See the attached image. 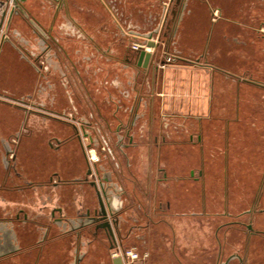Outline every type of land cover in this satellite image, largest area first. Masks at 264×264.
<instances>
[{
	"label": "crops",
	"instance_id": "obj_1",
	"mask_svg": "<svg viewBox=\"0 0 264 264\" xmlns=\"http://www.w3.org/2000/svg\"><path fill=\"white\" fill-rule=\"evenodd\" d=\"M260 1L264 2L187 0L163 42L153 49L143 47L153 53L148 68L139 65L132 47L144 41L138 33L156 29L153 24L159 18L156 8L161 0H120L122 11L102 24L93 22L96 7L90 0H25L22 7L28 17L15 14L11 20L12 3L0 6V23L7 13L0 28V264H69L73 259L66 237L58 235L45 216L62 200L77 205L75 197L81 191L70 181L84 175L86 164L72 123L80 127L78 121L87 118L84 115L91 107L97 110L99 121L128 124L137 142L129 152L130 170L124 171L127 187L122 186L130 191L131 200L123 203L120 228L123 246L126 240L136 245L133 249L140 257L133 263L121 257L124 264H241L240 258L242 264H264V235H255L252 242L257 245L252 252L248 245L240 253V242L235 239L249 236L240 220L244 213L235 216L229 208L222 214L216 212L212 207L216 199L207 187L220 156L218 127L224 128L220 132L228 138L224 145L226 162H230L231 150L235 152L231 124L244 121L242 100L253 90L264 92V3ZM140 17L144 26L137 25ZM43 34L57 49L51 51L53 57L62 61V52L79 72V66L91 61L87 45L98 41L95 45L101 47L105 66L114 62L113 70L107 69L114 74L105 82L109 84L104 87L105 101L90 80L82 92L86 104L75 101L66 79L59 81L65 78L61 67L43 61ZM153 41H158L157 35ZM168 56L173 61L162 68ZM130 90L136 93L127 98L124 94ZM235 93L238 118L219 117L216 112L228 110L229 95ZM41 111L53 115L54 121H43ZM176 119L194 122L200 133L190 135L189 141L181 140L180 132L174 134L171 129L179 131L173 124ZM162 136L166 144L159 145L155 153L148 151L149 165H140L139 143ZM191 136H201L200 144L194 150H179L193 145ZM61 140L64 144L57 150ZM8 145L20 161V175H10L5 166ZM194 159L199 165L192 166ZM162 168L165 179L159 177ZM192 170L202 174L200 182L193 181ZM60 178L70 184L53 188L51 182ZM66 213L72 217L70 209ZM247 213L255 214L253 210ZM261 213L253 226L264 232ZM23 214L30 219L22 222ZM38 234L41 239L33 241ZM12 235L21 250L5 256ZM116 258L102 249L101 264H114Z\"/></svg>",
	"mask_w": 264,
	"mask_h": 264
},
{
	"label": "rangeland",
	"instance_id": "obj_2",
	"mask_svg": "<svg viewBox=\"0 0 264 264\" xmlns=\"http://www.w3.org/2000/svg\"><path fill=\"white\" fill-rule=\"evenodd\" d=\"M90 1H91V4L96 7V10H95L96 14L92 13L91 15L93 22H95V24L100 23V22L101 24L103 22H108L107 18L111 14H113L114 12L119 13L122 11L120 0H90ZM260 3L262 4L264 2L260 1ZM174 6H175V0H161V2L157 3L156 9L158 10H156V12L159 13V14L157 13L159 15V18L156 19L157 21L155 20V23L153 24V28H158L157 26L161 25L166 8L170 7V9H173ZM98 14H100L101 16H99ZM128 15H131V14H128ZM134 16L137 17L136 15ZM170 16H171V10H170L169 17ZM104 18H106V21L104 20ZM143 23H146V22L143 21L142 17H140V20L139 22H137V25L144 26L145 24ZM151 31H154V29H150V32ZM97 43L98 41L87 45L89 48V54L91 55V61L88 65L84 64V67L82 68L81 66H79L80 74L75 72L76 70L73 68L72 63H69L68 60L66 61L64 59V57L62 56V52H60L59 54L63 58L62 61L59 62L61 65L60 67L65 73V78H61L59 79V81L62 83V81L66 79L65 84H66L67 90H69L71 94L73 95V97H75L74 98L75 101H79V102L84 101L85 102L84 104H86V100L83 98L84 96L82 95L83 94L82 92L84 91L85 93L84 87L87 86L86 82H89L90 80L91 85L94 84L97 89L101 90L102 91V101H105L104 98L105 96H107V91L105 90L104 87H109V84L105 82H109L111 81V79H113L111 77L114 74V71H109L108 73V70H113L114 62H112L111 66L109 67L105 66L107 63L105 61L104 62L102 61V54L100 55V53H102V50L101 49L99 50V48L101 47L99 46L97 47L95 45ZM129 44L130 46H132L131 43ZM49 45L51 44L49 43ZM149 48L153 49L152 47H149ZM56 50H57L56 47H54L53 45V48L51 49V51H56ZM104 68L105 70H102ZM106 74L107 75L111 74V75L105 78L104 76H107ZM111 91H113V89ZM263 93L264 92H261V91L256 92L253 90L249 95H245V97L242 100L243 102L240 106L242 108L240 111V115L242 119L244 118L243 119L244 121L240 123L236 122V123L231 124L232 126L231 129L233 131L232 133L233 140H231L232 139L231 138L230 142H233V145L235 146V152L231 150L232 152L231 154L233 155L234 158L232 157V160L230 162H226L227 161L226 145H224V143L227 141L228 138H225L223 133L220 132V130L223 131L224 128L222 126L218 127L219 132L215 134L218 136V139L220 140V142L222 141V143H219V146L221 147V149H219L220 156H218L215 159V162H214L215 169L214 171H212L211 176H209L207 179V184H208L207 187L209 189V193L211 194L210 197L213 196L216 199L215 200L216 203L214 204V206H212L213 209L216 212L222 214L226 212L229 208L230 211L235 216L244 213L242 217L240 218V220L243 221V223L245 224L247 223L253 224L254 222H256V220L259 218L258 216L259 213H261L260 211L264 210V137L261 134L262 132H264V94ZM229 98H230L229 109L228 110L219 109L217 112L216 111L215 112L217 113L219 117L232 115L234 119L236 117L238 118L239 112L237 108L235 107L236 102H237L236 93L229 95ZM111 104L113 107L115 106L114 103H111ZM231 104L233 105L232 106L233 108L235 107V109L230 108ZM86 108L87 107H85V110ZM91 108L92 110L90 108H87L88 110H86V114L84 112L85 114L84 116L87 117L85 119L93 123L92 134H93L94 139L97 140V144L94 147H91L88 153V156L90 157L92 156L94 159V160H90L91 167H93L96 164L97 166H101L99 164H102V161L100 163L98 159H101V160L103 159L105 160V162L109 163L108 167H110L111 169L118 168L117 167L118 165L116 164V161L110 152L111 149H108L107 144L105 142H102L103 135L105 134L103 133L101 134L99 127L97 125V123H99V119L97 118L98 117L97 110H95V108L93 107ZM70 109L73 110V107L71 106ZM78 116H79L78 118L82 117L80 115ZM109 123L112 126L105 127L104 125L103 129L106 131L105 133L108 136V139L110 140V142L111 143L113 142L112 144H114V136H113L114 131L113 130L115 129L117 123H115L114 121H110ZM173 124L178 126L179 131H176V128L172 127L171 128L172 132L174 134H178V132H180L178 136L181 137V140H188L190 135H197L198 132L200 133L199 127L195 126L194 122H192L191 123L192 125H191L189 120L183 121L182 119L180 120L176 119L173 121ZM203 132L204 134L206 133L205 128H203ZM195 140H196V137H195ZM86 142L87 141H85V143ZM104 145L106 148V151H105L106 155L102 157L101 152H104L102 151V147ZM159 145H161V142L157 144L156 141L149 142V143L145 141V142L139 143V147L137 150L139 151L138 155H140L141 157L139 159L140 165L142 164H143L142 166L149 165L150 161L147 158V155H148L147 153L148 151L150 152L153 151V153H155ZM110 147L111 146L109 145V148ZM208 147L209 148L211 147V142L208 143ZM182 149L194 150V146L185 145V147H179V150L183 151ZM195 163L199 165V161L197 159L193 160L192 166ZM154 165L157 167L158 163L155 161ZM160 166H162V160L160 162ZM115 173L117 172L115 171ZM109 175L112 176L111 172L109 173ZM162 176L163 174H161V176L159 177H162ZM114 180L115 181L113 182L115 184L116 183L120 184L119 187H123V188L124 186L127 187V184H126L127 180H126L125 174L124 176L121 174L117 175ZM226 197L228 198L229 206L225 205ZM257 197L260 198L258 201H257ZM130 200H131L130 191H128V194H126L124 198L117 199L115 205L116 207H119L120 209L122 208L123 203L127 205L129 204ZM90 204L93 206L97 205V200L95 197L93 198ZM129 206L130 205H128V208ZM247 210H256V212L254 211L255 214H249L247 213ZM127 212H130V211H127ZM260 215H264V213H261ZM244 230L247 231L245 227H244ZM244 238L245 236L241 237V239L240 238L235 239L236 242H240L239 244L240 246L236 244V246H239L238 250L240 253L247 251L246 250L247 246L246 244L243 243L245 240ZM40 239L41 237L38 234L36 238H33V241L34 240L39 241ZM89 239L90 240L92 239L91 236H87L86 238H82V239H76L74 237L67 239V243L65 245H68V247L71 248L72 257H73V259L69 261L70 262L69 264H74L77 262V259H78L77 251H80V249L87 247L89 244L88 242ZM250 244L251 246L249 250L252 252L253 248L257 244L255 242L254 243L252 242ZM109 246H110V242L106 236H102L100 239H97L94 242L92 241L90 248L89 247L86 248L87 249L86 257H88L87 259L88 261L85 262V264L86 263L87 264H101L102 249H105L106 252L108 253V256L111 257L114 254L115 250L114 251L111 250ZM135 246L136 245L127 243V240L125 241V244H124L125 249L134 248ZM261 248L264 251V244H261Z\"/></svg>",
	"mask_w": 264,
	"mask_h": 264
},
{
	"label": "flooded vegetation",
	"instance_id": "obj_3",
	"mask_svg": "<svg viewBox=\"0 0 264 264\" xmlns=\"http://www.w3.org/2000/svg\"><path fill=\"white\" fill-rule=\"evenodd\" d=\"M23 4V3H22ZM170 7L166 8L165 14L162 19L161 26L164 25V22L167 24L170 22L171 27L173 26L174 22L176 21L175 19H172V16L169 17L170 15ZM167 17V20L165 19ZM166 20V21H165ZM173 23V24H172ZM166 25V24H165ZM135 36V35H134ZM45 41V43H44ZM43 41V46H42V51H43V61L47 63V65H50V62L54 63L55 67H60L59 62L57 59L53 57L51 54V45L49 46L47 42L49 43V40H44ZM163 42V38L161 40ZM160 42V43H161ZM53 48V47H52ZM133 50H135L132 47ZM166 61V59H165ZM163 61L162 64L165 62ZM161 64V65H162ZM41 69V67H39ZM76 70V69H75ZM78 74H80L79 71H75ZM133 93H136L134 91ZM131 90L129 92H126L124 95L127 96V98H130L133 94ZM134 95V94H133ZM119 106V104H115V106ZM41 117H43V121H54V118L52 117L53 115L48 114L47 112L41 111L40 112ZM52 117V118H51ZM59 119V117L57 118ZM56 120V119H55ZM61 120V118H60ZM58 121V120H57ZM62 121V120H61ZM104 121V120H102ZM99 121L97 123L99 130L101 134L103 135L102 142H105L108 146V149H111V154L114 157L116 164L118 165V168L111 169L108 167L109 163L105 162V160L98 159V161H102V164H99L101 166L94 165L91 167L90 160H94L93 157L88 156L89 150L91 147H94L97 144V140L94 139L93 134H92V129H93V123L91 121H87L86 119H80L78 122L79 126L78 127L76 124L72 123V126L75 131V138H77L81 144V148L83 151V156L85 158V164H86V170L84 172V175L82 177H78L72 181H70L71 184H75L76 187L81 191L78 193L77 197V205L74 206H69L62 200V202H59V205L53 206L52 210L50 213L47 215L48 218L46 217L45 219H48L50 224L54 225L56 227V231L58 232V235L61 237H66V239L69 238H76V239H82L86 238L87 236H91V240L89 239V244L87 247H84L83 249H80V251H77V262L74 264H81L82 260L86 257L87 255V249L90 248V245L92 244V241L94 242L97 239H100L102 236H107L106 231L102 229L99 225L102 223V220L96 221V222H88L90 221L91 218L96 217V218H102L99 202H98V197L96 193V188H95V183L97 184L101 194H102V199L107 207V201H111L112 207H114L117 212L114 214V216H108L109 220H113L114 217L119 218V221L121 222V214L124 211V206L119 209V207H116L115 203L117 199L119 198H124L128 192L123 188L119 187L120 184L114 183V179L116 178L117 175H123L124 176V171L127 169L128 171L130 170L131 163L129 159V152L131 149L135 148L137 146V142L134 139V136L132 134V130L130 129V126L126 124L124 121H120L114 131V144L110 142L108 139V136L106 135V131L103 129V126H112L110 123L107 121ZM192 141V146L197 147L200 144L201 136L200 137H195L191 136ZM85 141H87L85 143ZM157 144L161 142L162 145L166 144V137L162 136L161 140L157 137L156 140ZM63 141H59L57 145V150L61 149L63 146ZM102 144V143H101ZM109 145L111 146L109 148ZM101 156H105L106 153V148L105 145L102 147ZM5 166L10 173V175H20L18 169L20 168V161L17 158V155L15 153L14 148H12L10 145L7 146V155L5 157ZM105 162V163H103ZM115 171L117 173H115ZM195 170H192L190 176L192 177L194 182H200L202 178V174H195ZM111 172L112 176L109 175ZM160 172L163 174L161 177L162 179L167 178V174L165 172V169H160ZM114 175V177H113ZM126 177V176H125ZM127 178V177H126ZM127 180V179H126ZM117 182V181H116ZM69 181H65L63 179H58L57 181H52L51 184L53 185L52 187L57 189V188H62L66 184H70ZM115 184V185H114ZM124 194V195H123ZM96 198L97 200V205L93 206L91 205V201L93 198ZM67 209H70L71 211V218L68 216ZM256 212V210H253ZM263 211V210H261ZM21 213H18L16 218H20ZM30 217H28L27 214H23V218L21 219L22 222L29 220ZM47 223V222H46ZM242 225L247 229L248 237L245 238V243L246 246L249 245V248L251 246L250 243H252L253 238L255 235H264V232L258 231L254 228L252 223H242ZM251 225L252 229H249L248 226ZM121 231V228H120ZM87 235V236H86ZM116 242L109 240L110 242V249L111 250H124V246L122 244V236L118 235L116 233ZM119 239V240H118ZM45 240V239H44ZM16 241V237L12 235V239L10 241L9 250L6 252L5 256H12L15 254L17 251L21 250V248L18 246ZM15 242V243H13ZM117 246V247H116ZM241 264L243 263V258H240ZM139 261V259L137 260ZM135 261V262H137Z\"/></svg>",
	"mask_w": 264,
	"mask_h": 264
},
{
	"label": "water",
	"instance_id": "obj_4",
	"mask_svg": "<svg viewBox=\"0 0 264 264\" xmlns=\"http://www.w3.org/2000/svg\"><path fill=\"white\" fill-rule=\"evenodd\" d=\"M24 1L25 0H2L0 3V6L8 7L10 2L12 3L10 15H9L10 20L13 17V15H15V14H21L27 18L28 14L25 11V9L22 7V3ZM186 2H187V0H175V6L171 10V16H172L173 20L176 18V15L178 14L179 10H181L183 8V6L186 4ZM6 14H7L6 11L2 14L3 18H2V21L0 23V28L3 26ZM165 19L167 20V17H165ZM10 20H9V23H10ZM29 22L33 26L36 25L33 19H29ZM36 27L39 28V30H41V28L39 26H36ZM170 30H171L170 22L168 24L166 22H164L163 26L160 25L154 31H151L147 34L138 33L137 35L142 36L144 38V41L142 43L143 45H148L149 47L155 48L160 44L163 37L168 36ZM43 33H44V31H43ZM155 34L158 35V41L157 42L153 41V37ZM43 35L44 36H42V37L44 40L49 39L47 34H43ZM7 39H8V37H7ZM135 51L139 57V65L142 66L143 68H148V66L151 62L153 53L150 51H147L146 49H143L142 47H140L139 49H135ZM95 188H96V193H97V197H98V202H99V206H100V210H101L100 212L102 214V218L93 217L88 222H96V221L102 220V223L99 226L106 231V234H107L109 240L116 242V235L115 234L117 233L118 235L122 236V233L120 231V225H121L120 223L121 222L119 221V218H117V217H114L113 220H109L108 216L109 215L114 216V214L117 212V210L114 207H112L111 201H107V207H106V205L102 199V194H101L96 183H95ZM248 228L252 229V226L249 225ZM114 264H124V263H123L122 258L118 257V258L114 259Z\"/></svg>",
	"mask_w": 264,
	"mask_h": 264
},
{
	"label": "built area",
	"instance_id": "obj_5",
	"mask_svg": "<svg viewBox=\"0 0 264 264\" xmlns=\"http://www.w3.org/2000/svg\"><path fill=\"white\" fill-rule=\"evenodd\" d=\"M140 47H145L146 48V45H143V44H139V43H136L133 45V48L134 49H139ZM147 50H149L148 48H146ZM173 61V58L168 56L166 58V61L161 65L162 68H165V66L169 63H171ZM114 256L116 257H122L124 260H126L127 263H130V262H135L139 259L140 255L139 253L133 249V248H129V249H124V250H116L115 253H114Z\"/></svg>",
	"mask_w": 264,
	"mask_h": 264
},
{
	"label": "bare ground",
	"instance_id": "obj_6",
	"mask_svg": "<svg viewBox=\"0 0 264 264\" xmlns=\"http://www.w3.org/2000/svg\"><path fill=\"white\" fill-rule=\"evenodd\" d=\"M124 195V194H123ZM116 215V214H115ZM116 235V234H115ZM117 238V237H116ZM119 240V239H118ZM117 247V246H116Z\"/></svg>",
	"mask_w": 264,
	"mask_h": 264
}]
</instances>
